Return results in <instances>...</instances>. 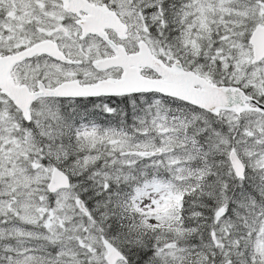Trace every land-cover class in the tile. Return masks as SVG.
I'll list each match as a JSON object with an SVG mask.
<instances>
[{
  "label": "snow or ice",
  "instance_id": "6c2138e0",
  "mask_svg": "<svg viewBox=\"0 0 264 264\" xmlns=\"http://www.w3.org/2000/svg\"><path fill=\"white\" fill-rule=\"evenodd\" d=\"M0 264H264V0H0Z\"/></svg>",
  "mask_w": 264,
  "mask_h": 264
}]
</instances>
